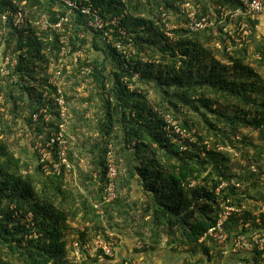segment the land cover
Here are the masks:
<instances>
[{"label":"trees","instance_id":"1","mask_svg":"<svg viewBox=\"0 0 264 264\" xmlns=\"http://www.w3.org/2000/svg\"><path fill=\"white\" fill-rule=\"evenodd\" d=\"M90 2L103 19L123 17L118 28L94 32L84 25L90 17L77 16L71 46L99 55L94 60L87 55L57 77L65 102L61 109L52 95L56 89L48 85L53 75L49 64L59 52L57 36L51 28H37L35 22L46 14L54 24L67 12L54 0H0V52L17 59L11 75L0 79V264H75V250L81 253V264H112L113 256L99 251L90 257L82 249L98 237L111 241L99 218L105 214L112 220V211L123 221H134L139 215L142 223L134 233L139 248L132 250L143 260L126 257L120 264L144 262L145 255L163 250L177 259L179 248L189 254L190 258H184L188 264L213 263L224 257L225 246L206 234L215 226L221 207L244 206V197L264 206L258 183L239 191V185L250 179L243 173L232 174L228 167V149L238 145L251 147L256 163L264 156V78L257 70L264 69V38L256 31L261 19L243 15L238 0H203L198 20L209 15V2L218 16L214 26L199 31L186 26L166 30L167 12H181L188 0ZM159 6L161 11H157ZM221 9L243 12L235 21L247 23L245 40L236 42L237 36L225 30L227 18L222 20ZM17 11L27 16L26 25L16 28L11 22L2 23L1 15ZM117 42L127 47V55L113 46ZM250 57L257 58L259 68L251 66ZM87 76L93 79L100 103L95 120L99 139L87 149L93 158L92 174L80 173L84 178L73 187L72 150H66L71 168L67 178L65 166L60 175L52 168L46 172L36 142L40 139L41 148L45 147L61 124L70 146L66 124L75 116L70 109L75 100L70 85L72 79ZM149 92L156 95L153 101ZM42 109L47 120L39 113ZM164 116L175 121V126L167 124ZM17 121L27 126L24 145L37 159L32 172L8 141L13 134L10 123ZM247 127L257 132L259 143L242 134L241 129ZM71 132L76 134L77 129ZM56 148L57 142L52 143L54 161ZM108 153L113 154L116 168V197L104 203ZM243 171L254 177L250 166H243ZM93 183L97 189L91 190ZM121 191L126 198L122 199ZM224 230L229 237L226 245L241 234L250 239L252 233L264 232V214L251 213L244 206L228 219ZM163 237L168 239L166 247L160 245ZM224 259L233 264H264V250L229 253Z\"/></svg>","mask_w":264,"mask_h":264},{"label":"built area","instance_id":"2","mask_svg":"<svg viewBox=\"0 0 264 264\" xmlns=\"http://www.w3.org/2000/svg\"><path fill=\"white\" fill-rule=\"evenodd\" d=\"M57 4L62 6L67 15L58 20L56 23L51 24L49 22V16L43 15L39 18L35 25L37 28L41 30H48L51 28V31L57 36L59 52L55 59L49 64V67L53 70V75L48 79V85L56 89L55 93V101L56 104L62 109L65 102L62 97V91L58 87L57 77L61 75L63 69H69L74 66H77L80 62L86 59L87 57V49L86 48H77L74 49L71 46V37H72V28L73 22L76 21L77 16H87L90 17L86 23L85 27L92 29L94 32H101L106 28H118L119 19L123 17L117 16L111 19H103L97 12V10L92 8L90 0H54ZM244 8V14L240 10L230 12L225 9H221V18L225 20L226 18H238L242 14L248 16L252 19H259L260 16L264 15V0H238ZM189 3L184 4L181 7V12L186 14V18L188 20V24H185L186 27H189L193 31L203 30L209 25H212L210 20H208V16L204 17L200 20L196 19L195 12L192 11ZM2 23H10L16 28H22L27 24V16L21 12H7L1 15ZM238 36L235 39L236 42H242L249 35V29L247 27V23L245 21H240L238 24ZM117 33L121 36H125L123 30L118 29ZM105 36H108V33L103 32ZM230 35H232L229 32ZM113 46L122 54L127 55V47L120 42L113 44ZM17 66V59L10 58L9 56H3L0 52V79H6L11 75V72ZM87 73L90 72V69L86 70ZM13 80V79H12ZM10 80V81H12ZM47 95V92L44 96ZM3 99V94H0V102ZM44 119H48V115L45 109H42L39 112ZM37 115H34V120H36ZM60 118L64 120L66 118V114L63 110L60 112ZM167 124L175 126V121L170 119L168 116H164ZM58 132L52 134V139L50 143H47L45 147L39 146V152L41 155V162L46 163L45 170L48 172L50 168L53 169V172L57 175L61 174V167H66V177L68 178L70 173V166L67 161L66 156V144L67 142L64 139L65 128L64 125H59ZM178 132V131H177ZM57 142L56 148V157L57 160L54 161L51 157V144ZM107 183L103 193V202L110 203L116 197L115 191V177H116V168L113 163V158L110 153L107 154ZM100 206H96L99 208ZM100 209V208H99ZM244 206H235V205H223L221 207L220 213L218 215L217 222L213 228H211L206 236L212 238L218 245L225 246L222 255H226L229 253L236 254L238 252H251L256 249L259 251L264 250V232H254L251 234V238L249 239L246 235H238L231 239L230 244L228 243L229 237L228 234L224 230V225L228 221V219L233 214H239L243 211ZM260 213L264 214V206H260ZM247 227V225H246ZM250 240V241H249ZM118 242L116 240H111L109 243L106 241L98 240L93 242V245H84L82 248L85 250L90 257L95 256L99 251L103 252L102 254L107 257L114 256L116 246ZM137 249L139 248V243L136 244ZM75 264H81V253L79 250H75ZM132 257H130L131 259ZM128 264V263H126ZM132 264H142L137 263L136 261L132 262Z\"/></svg>","mask_w":264,"mask_h":264},{"label":"rangeland","instance_id":"3","mask_svg":"<svg viewBox=\"0 0 264 264\" xmlns=\"http://www.w3.org/2000/svg\"><path fill=\"white\" fill-rule=\"evenodd\" d=\"M196 1L198 2L196 3ZM202 1L203 0H188L190 4L188 8H191L192 11L195 12L196 19H198L197 16L201 14L200 10L202 7L201 4L203 3ZM207 3H208L207 8L209 9L208 10L209 15L207 16H208V20H210L211 21L210 23L212 24L209 25L208 27H212L215 25V22H218L216 20L218 16L213 11L214 8L209 4V2ZM158 10L160 11L162 10L161 6L157 8V11ZM154 12H155V8H153V14ZM167 13L169 14L167 15L168 18L165 22H163L166 26V30H172L173 28L185 26L186 21L184 18H186L185 17L186 14L181 13L180 10L179 12L175 11V9H172ZM155 15H157V13ZM259 19L261 20H259L258 25L256 26V31L259 37L264 38V15L260 16ZM224 23L227 26L225 28L227 32H230L232 36H238V32H239V30H237L238 23H236L235 18H227V20L224 21ZM234 33L235 35H233ZM166 35L169 36V38L173 37V34L169 33L168 31H166ZM87 55H89L91 60H94L95 55H99V53L90 50L88 51ZM256 60H257L256 57H250L249 63H251V66L255 68H259L258 63H256ZM257 70L260 74L263 75L264 78V69H257ZM72 83H74L75 85H72ZM70 86L72 92L69 91V93H71L75 99L72 102H70V109L75 110V116L72 117V119L68 122L69 125L66 124V128L69 127L68 133L66 132V134L70 141V146L66 144V148L69 147V149L72 150L75 159L74 162L72 163L73 169L71 174L72 186L75 187L78 186V184L84 178L79 175L80 173L84 174L85 176H90L92 174L93 166L91 163L93 158L92 155H89L87 149L89 146L94 145L95 142H97V140L99 139L95 120H96V116L99 115L100 113V107H99L100 103L98 101V97L95 89L96 87L91 77L87 76V77L74 78V80L72 79ZM141 88L143 89L145 87L141 86ZM148 96H149L148 98L153 101V98H155L156 95L154 93L149 92ZM157 100L158 98L156 97V101ZM10 128L13 134L10 136L8 141L12 145V151L14 152L16 157L21 158L22 162L25 163V165L26 164L28 165V172H32L35 165L37 164V159L36 156L31 151H28L24 145L25 133L26 135H28L27 126L23 124L22 121H17V124L10 123ZM73 128L77 129L76 134H73L71 132V129ZM241 131L242 134L250 137L251 140L254 141V143L257 144L260 142L257 132L254 131L252 128L250 127L242 128ZM39 140L40 139L37 140L36 142L37 144H41ZM24 149H25V153H23ZM228 152L230 155V162L228 163L230 172L232 174L243 173L247 178L250 179L249 181H245L244 184L239 185L238 187L239 191H243L247 189L250 190L252 183H258L257 184L259 185L258 191L264 192V156H262V160L256 163L253 161V159L257 158V156L255 155L254 157V155H252L253 154L252 148L248 146L244 147L242 145H238L237 149L229 148ZM247 158H250V160H246ZM243 166H250V170L252 171V174H254L253 178H251L249 174L244 173ZM85 182L87 181L85 180ZM93 184L94 185H91L89 189L91 190L95 188L97 189V186L95 185L97 183H93ZM231 184L236 186V182L234 179H232ZM81 189L80 191H82ZM253 192H257V189H254ZM84 194L87 195V192ZM120 194L121 196H123L122 199L126 198V196L122 191ZM259 204H260L259 202L248 200L245 197L243 199V205L245 206L246 210H248L251 213H259L260 210ZM99 208H97V211L100 214L101 208L100 209ZM110 214L112 216V220H109L105 214L102 215L99 219L101 221V225L106 229L107 235L112 236L110 240H116L118 242L116 246L117 248L113 256L114 260L112 264H120V262L123 261V259H125L126 257L128 258L135 257L139 261H142L143 260L141 259L142 256L140 254L134 253L133 252L134 250H132L136 248V247L134 248V246H137L136 244L138 243V239L134 235V233L138 231V229L142 228L140 226V224L142 223L140 221L139 215L136 214L137 216L134 219V221H131L130 219L128 221H123V219H121L120 217H118V215H116L115 211H112ZM91 234L93 235L92 232ZM145 234H146V239L148 240L150 234L148 232H146ZM98 240L103 241L104 239L98 237L91 243H88V245L92 246L93 242L95 243V241ZM167 241L168 239L163 237V240L160 244L161 247H166ZM136 250L138 249L136 248ZM177 254L180 255L178 256L177 259L173 260L172 262H169L167 259H165L164 263L162 264H188V262L185 261L184 258L185 257L190 258V256L189 254L185 253L184 249L179 248ZM224 257L222 258L220 257L215 261H213V263L209 262L207 264H225ZM196 258H199V256ZM144 262H139V263L152 264L153 262L152 255L149 254L148 257L147 255H145ZM158 262L159 261L157 262L154 261L153 264H157Z\"/></svg>","mask_w":264,"mask_h":264},{"label":"crops","instance_id":"4","mask_svg":"<svg viewBox=\"0 0 264 264\" xmlns=\"http://www.w3.org/2000/svg\"><path fill=\"white\" fill-rule=\"evenodd\" d=\"M151 255H152V258H153V263H154V261L155 262L159 261L157 264L164 263V260L165 259H167L169 262H172L173 260H175L174 258H172L171 256H169V254L165 250L160 251V252H156V253L151 254ZM224 262H225V264H233V262L231 260L228 261L227 259H225Z\"/></svg>","mask_w":264,"mask_h":264}]
</instances>
